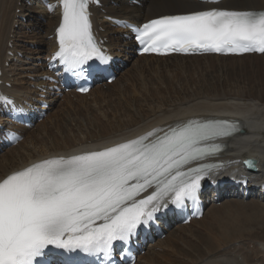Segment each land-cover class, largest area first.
<instances>
[{"label": "snow or ice", "instance_id": "obj_1", "mask_svg": "<svg viewBox=\"0 0 264 264\" xmlns=\"http://www.w3.org/2000/svg\"><path fill=\"white\" fill-rule=\"evenodd\" d=\"M98 2L58 0L62 18L53 59L77 78L85 76L83 66L89 61L108 65L112 59L92 30L89 5ZM117 23L132 28L144 52L264 53V11L211 7L164 15L139 27ZM0 101L13 103L3 96ZM238 130V122L225 120L178 122L101 150L45 158L7 174L0 179V264H51L52 249L63 250L62 264H75L72 254L77 250L113 264L115 242L128 245L169 204L177 210L186 208L185 201L199 204L201 181L217 165L185 167L219 150L209 141ZM6 138L16 139L15 133ZM245 163L255 167L253 161ZM149 189L150 194L142 195Z\"/></svg>", "mask_w": 264, "mask_h": 264}, {"label": "bare ground", "instance_id": "obj_2", "mask_svg": "<svg viewBox=\"0 0 264 264\" xmlns=\"http://www.w3.org/2000/svg\"><path fill=\"white\" fill-rule=\"evenodd\" d=\"M102 1L104 3L103 12L102 14H97V21L102 24L103 27L107 28L105 36H108L111 43L110 46L112 48L119 43L121 34L118 31L111 29L110 24L104 21L103 18L106 16L118 18L122 17L141 23L161 14L184 13L199 9L196 3L188 0H146L143 8L128 6L127 3L129 0ZM112 3H115L116 6H113ZM228 7L234 9L264 10V0H230L228 2ZM20 16L32 17V21L29 26L35 27V34H33V36L31 35L29 38L32 43H34L33 38H37L38 40L36 42L38 48L32 52L23 45L29 40H20L23 35H20L21 32H19V30H15L16 23L20 26L23 24L22 22H19ZM41 18L46 19V23L41 22ZM58 23L59 17L47 14L41 6L40 0H0V69L3 71L2 79H4L5 82L12 84V88H7L8 93L13 94L18 99L20 97H33L32 95L36 93V91L31 90V83L24 86L23 84H25V80L23 79L19 82L15 77L16 75H21V78L27 79L28 76L36 77L38 75V71L31 67L32 63L30 60H32L33 63L37 62L43 53L55 51V38L49 39V37L53 33L54 26ZM111 33L114 35H110ZM127 44L130 45V43ZM9 53H13L14 56L12 57ZM19 54H23L24 56L20 58ZM139 59L144 62L137 63L136 60V64L132 66L130 69L131 72L129 70L127 75L132 74V76H134L132 70H134V74H141L144 73L145 70L173 69L174 71L176 70L185 74L188 72L195 73L199 77H203V81L193 85L194 91H192V94L189 93L191 95L188 94L191 90L186 89L188 92L184 93L183 88L163 90L157 88L154 92H149L147 95L148 98L150 94L151 97H155L156 95L158 97L159 95L158 98L161 102L160 105L157 106L158 110H151L150 112H143L140 110V113H136L138 115L137 117L125 120L126 123L123 124L122 128L119 130L116 129V132L113 131L114 133L109 134V124L107 122L104 123V121H106L104 118L100 125L101 128L96 126L92 131H90L95 132L94 134L88 132L86 133V136L83 133H78L77 136H74L72 132L68 133L65 131V133L63 132V138L66 140H56V138H53V141H56L57 146L54 147L53 145H50L46 147L45 144L44 147L40 146L42 141L37 143L38 140H40L41 134L35 133V130L38 127L32 131L24 129V133L26 134L25 140L18 144L17 147L0 157V179L4 178L7 174L13 171L24 168L32 162L48 156L70 153L84 148L102 147L109 144L114 139L129 138L145 132L152 127L167 128L168 126L176 125L178 122H187L193 118L208 119L215 116L225 115L229 118H234L240 121L242 123L243 130L241 134L237 135L235 138L225 141L228 146V150L224 154V160L228 161V164L234 169L233 175L239 176L244 174L251 178L254 182L264 183V84L261 85L259 82H253V85H248L246 83L247 80L244 81L245 83L235 82L230 79L231 77H227L228 73H225L224 76L217 80L214 77L209 80L207 75H209L211 71H208L207 74H205L207 70L217 71L230 69V71H235L237 68H244L245 71V64L242 65L240 63L237 64L233 62L245 59H250L251 61L252 59H264V54L262 56L245 55L242 57H221L208 55L201 57L171 56L167 58H157L153 56H144ZM186 60L195 61V64L189 63V65H186L183 62ZM228 60L232 62L226 63ZM174 61L178 62V64ZM172 63L176 65L175 67L170 68ZM7 64H9L8 67L6 66ZM251 68L253 70L260 69V71H262L264 70V65H253ZM18 71L21 72L17 73ZM204 76L206 77L204 78ZM119 81L120 77L117 78L112 85H107V88L109 89L110 86H115ZM16 82H18V84ZM102 90H104V88H100V92L102 94H106V92ZM166 90L170 91V95L174 94V98L167 102H165L162 97L164 91ZM177 90H179V92ZM93 94L94 91H90L87 96H77L82 99H87ZM73 104L75 103L70 100H67L66 102V105L68 106H73ZM44 123L45 121L40 126ZM114 127L115 125L113 128ZM100 132L105 133V135H101ZM41 136H44V134ZM51 140H48V144ZM59 141H61V144ZM17 148L19 149L15 151ZM247 155H252L259 161L260 170L256 174H248L244 169H242L243 164L240 159H243ZM240 202L242 201H235L234 205H238ZM243 205L245 206V204ZM211 210L212 212L210 214L214 218V222H212L211 226V232L215 233L217 231V233L220 234L218 235V238L220 239H217L219 241L218 243L215 242L216 238L214 236H204L202 235L204 233H202L199 235L197 234L198 236L196 239H199V247L194 253H184L182 249L177 250L175 247L168 244V239H170V243L172 242L173 245L181 240L183 241V236L180 234L184 233V230L190 228L194 223L203 221L208 215V211L210 212ZM217 210H215L213 206L207 210L201 220L192 221L191 224L187 226L176 227V229L170 233L167 240L160 241L156 245L152 246L148 253L136 264H162L160 262V255L157 252V249H161L165 252L169 251L167 247L172 248L170 252L172 257L175 259L173 262L172 260H169V264H179L176 259L181 256L183 258L181 257L182 259L180 260L185 261L181 264H254L250 263L252 256L248 252H244L246 248V239L244 242L240 241L241 238L245 237L243 235L244 233L242 227L239 228V226L234 227L232 225V231L228 233V227L223 226L224 218L219 214L220 210ZM186 235L189 238H195V235ZM183 242L185 244V250H188V247H190L191 250L192 245H188L185 240Z\"/></svg>", "mask_w": 264, "mask_h": 264}, {"label": "rangeland", "instance_id": "obj_3", "mask_svg": "<svg viewBox=\"0 0 264 264\" xmlns=\"http://www.w3.org/2000/svg\"><path fill=\"white\" fill-rule=\"evenodd\" d=\"M33 28L35 27L33 26ZM33 28H30V27L29 28L21 27V29L18 28V30H21L23 33V34L22 33L20 34V35H23V37L20 40H23V39L29 40L28 44H25V45L30 50L32 49H31V45L29 44H32V42L30 41L29 37L35 34L34 33L35 29ZM15 30L18 31L16 28ZM33 39L35 43L33 44L34 46H36V42L38 40L37 38H33ZM135 61H134V64H136ZM143 62L144 61H141L140 59L137 60V63H143ZM183 62L186 65H189V63L195 64V61H192V60H186ZM229 62H232V61H229V60L226 61V63H229ZM175 63L178 64V62H175ZM233 63H237V64L240 63L242 65L245 64V68H246L245 71H244V68L243 69L241 68L242 70L240 68H237L235 69V71L234 70L230 71V69L217 70V71L207 70L205 74H207L208 71H211L209 75H207L209 77L208 78L209 80H211L212 77H214L217 80L221 78L222 76H224L225 73L226 74L228 73L227 77H231L230 79H232V81H235V82L245 83L244 81L247 80L246 83L248 85L249 84L253 85L254 84L253 82H257V83L259 82V84L261 85L264 84V79H263L264 72H262L264 70L262 71H260V69L253 70L251 68L253 65H257V66L258 64L264 65V59H252V61L250 59H245L241 61H234ZM173 64L174 63L171 64L170 68L175 67L176 64L174 65ZM132 65H133V62L129 65V67L125 70V72L120 76V81L115 86H112L109 89L102 90L106 92V94H102L100 91L96 90L94 94L91 97H88L87 99L85 98L82 99L80 97L71 96V97L66 98L65 101L64 99L61 101H58L48 121H46L42 126H39L35 130L36 134L41 133L40 140H38L37 143H39V141L40 142L42 141L43 143L41 142L40 146H44L46 144L45 145L46 147L50 145H53L55 147L57 145H56V141H53L54 140L53 138H56V140H59V139L63 141L66 140L63 138L65 131L68 133L72 132L74 136L75 135L77 136L78 133H83L86 136V133L92 131L96 126L100 127L104 118L106 119L104 123L107 122L109 124L108 125V127L110 128L109 134L113 133V131L116 132V129L118 130L121 129L123 124L126 123L125 120H129L132 117L133 118L137 117L138 116L137 114L140 113V110H142L143 112L144 111L150 112L151 110H158L157 106H159L161 102V100H159L158 98L159 95L158 97L157 95L155 97H151V94H150L148 98L147 95L149 92H154L155 89L157 88L162 89V90L183 88L184 93H187L188 92L187 90H191V92H188V94L189 93L192 94L193 93L192 91H194L193 85L203 81V77H199L195 73L188 72L185 74L182 72H178L176 70L174 71L173 69L172 70H150V71L145 70L144 73H141V74H134V70H132L134 76H132V74L127 75V73L129 72V69L132 68ZM20 72L21 71H18L17 73H20ZM205 77L206 76H204V78ZM15 78L18 79L19 82L24 79V78H21V75H16ZM25 82L28 84V81H25ZM16 83L18 84V82ZM177 91L179 92V90ZM162 97L165 100V102H167L169 100H172V98H174V94L170 95V91L166 90L164 91ZM67 100L73 101L75 104H73V106H68L66 105ZM104 114L107 116H105ZM114 125L115 127L113 128ZM90 133L94 134L95 132H90ZM43 134L44 136H41ZM100 134L105 135V133H102V132H100ZM48 140H51L49 144H48ZM59 143L61 144V141H59ZM18 149L19 148H17L15 151H17ZM234 202L235 201H232V202L224 201L219 206H214V209L215 210L218 209L217 211L220 210L219 214L224 218L223 226L228 227L227 228L228 233L232 231L231 230L232 225L234 227H238V226L239 228L242 227L243 233H244L243 235L245 237L241 238L240 241L244 242V240L246 239L245 240L246 248L244 252H248L252 256L250 263L264 264V205H262L259 202H253V201H248L250 203L240 202L238 205L237 204L234 205L235 204ZM243 204H245V206ZM211 212L212 210L210 212L208 211V215L203 221L199 223H194L190 228L185 229L184 233L180 234L183 236V241L185 240V242L188 243V245H192L191 250H190V247H188V250H185V244L182 240L173 245L172 242L170 243V239H168V244L172 247H175L177 250L182 249L184 253H194L195 250L198 249L199 247V239H196L199 234L204 233L202 234L204 236L212 235L216 238V240L217 239L219 240L220 238H218V235L220 234H218L217 231L215 232L216 234L211 232L212 222H214V218L210 214ZM186 234H188V236L195 235V238H189L187 237ZM216 240L215 242L218 243L219 241L218 240L216 241ZM167 249L169 251H166V252H163V250L161 249H157V252L160 255V262L162 264H169V260H172V262L175 260L174 257H172V254L170 252L172 248L167 247ZM181 257L180 258L177 257L178 259H176L178 260L179 264L185 262L184 260H180L183 258Z\"/></svg>", "mask_w": 264, "mask_h": 264}, {"label": "water", "instance_id": "obj_4", "mask_svg": "<svg viewBox=\"0 0 264 264\" xmlns=\"http://www.w3.org/2000/svg\"><path fill=\"white\" fill-rule=\"evenodd\" d=\"M254 162V161H253ZM254 164L256 165V163L254 162ZM252 168H254V167H252Z\"/></svg>", "mask_w": 264, "mask_h": 264}]
</instances>
